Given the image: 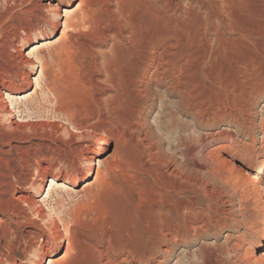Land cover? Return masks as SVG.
<instances>
[{
	"label": "rangeland",
	"instance_id": "rangeland-1",
	"mask_svg": "<svg viewBox=\"0 0 264 264\" xmlns=\"http://www.w3.org/2000/svg\"><path fill=\"white\" fill-rule=\"evenodd\" d=\"M62 30L32 70L29 47ZM151 45L159 67L187 62L179 88L192 99L145 76L133 89ZM9 87L28 97L22 116L0 98V264H99L107 242L125 264L121 249L141 245L167 202L209 224L163 264L264 258L251 184L264 161V0H0V94Z\"/></svg>",
	"mask_w": 264,
	"mask_h": 264
},
{
	"label": "bare ground",
	"instance_id": "bare-ground-1",
	"mask_svg": "<svg viewBox=\"0 0 264 264\" xmlns=\"http://www.w3.org/2000/svg\"><path fill=\"white\" fill-rule=\"evenodd\" d=\"M71 5H72V1H68L65 7H69ZM65 11L67 12V10ZM71 25L72 24L69 20H66V19L64 20V26L66 28L70 27ZM65 35H66L65 30H62L56 39H45L29 47L30 49L28 52L29 56L26 58V61L29 63L32 70L36 66V60H35L36 55L41 50L46 49V48L48 49L49 46L53 44V42L55 43V41L57 40H64ZM150 49L151 51L147 53L148 56L145 54L146 57H144L145 61H143V64L145 67L141 68L138 71V73L135 75L134 79H132L130 83L133 89L137 90L143 87V85L141 87L139 86L142 82L141 77L145 76L148 81L146 80L144 86L148 85L149 82L152 80L155 83L164 85L165 89H168L169 91L178 89V91L182 93V97H181L182 102H186V100L187 99L189 100L190 98L192 99L191 93L189 91L187 92L185 91L186 89L184 90V89L179 88L180 85L182 86L183 84H186V77H188L185 71L187 62H183V64H179L176 68L174 65L168 66L169 64L168 62L166 64L164 63L165 67H159V64H160L159 56L161 55V51L155 50V46L153 45H151V48H149V50ZM169 58H172V57H169ZM44 65L47 66L49 65V63L43 62L42 66L44 67ZM34 80H35V88H38L40 86L38 83V80H36V78H34ZM30 84H31V80L28 79L25 83V89H27L30 86ZM45 85L47 89L49 88V91L52 92L53 94L54 93L53 89L47 83ZM14 92L15 91H13L11 87H9L6 91H1L0 98L3 100L4 95L11 96L14 99L10 101L11 104H14L13 108H15V110L18 113H20V116H22V114L25 111L22 108V103L21 101H19V99L21 100V99L27 98L28 93L26 91L24 93L16 95L14 94ZM3 112L9 115L11 114L14 115L13 111L7 109L6 107H3ZM14 122L17 123V120H15ZM20 126L21 125L18 124L17 127H20ZM79 132H82V131L78 130L77 133ZM106 143H107V135L104 132H102L101 135H99L98 137V146H97L98 151L95 153V155L99 154V152L103 149ZM91 157L93 156L90 155V158ZM262 169H264V161L261 164V166L258 168L257 172L252 176L253 181L251 184H252V189L255 195L257 197L259 196L260 198V210L263 214V222H264V197L262 196L263 191L259 185H256V182L259 179L258 174L260 173ZM90 174H91V171H89L88 174L85 177H82L80 180L81 181L86 180ZM93 174L95 175V179H98L100 176V173L98 170L94 172ZM45 182H47L46 174L43 176L41 180L40 189H44ZM50 184L52 186L56 184L58 188L68 187L66 180L64 179L58 180L56 176L50 177ZM48 196H50L49 191L46 194V197ZM180 216H178L177 213L173 212L168 202L165 204L156 206L152 210L151 217L148 221L150 229L146 237L143 239L141 245L136 247L134 245L127 244L121 249V252H122L121 258H122L123 263L125 264H163L167 262L168 260H170V258L173 255H175L174 253L175 246L180 245L182 243H189V241H191L190 240L191 236L195 237L201 234L202 232H207L206 228L208 227V224H209L208 220L202 219L200 225L194 226L193 224L189 222L185 214L181 215L180 213ZM62 241H63V236L61 235L58 236L59 244ZM259 242H260L259 243L260 245L258 246V250L261 251L260 248H264V245H263L264 244V227L262 228L261 237H260ZM111 249L113 250L112 244L110 242H107L106 245L102 248V250H99V249L97 250L98 252L97 254L100 255L99 264H113V261L111 260L110 256L107 254L108 251ZM198 251L199 253L197 255L199 258L209 259L208 258L209 256L205 253L203 247H200ZM63 255H65V253ZM56 260L57 259L49 258L48 263H51V262L53 263ZM241 261H242V264H264L263 257L254 259L253 256H250V257H247L245 261L243 260ZM188 264H193V263L190 262ZM230 264H237V263L232 260V263L230 262Z\"/></svg>",
	"mask_w": 264,
	"mask_h": 264
}]
</instances>
